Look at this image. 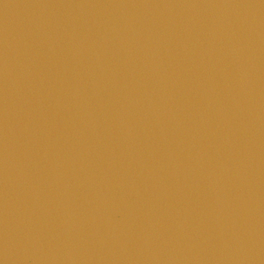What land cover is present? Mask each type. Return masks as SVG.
<instances>
[{
	"label": "water",
	"instance_id": "obj_1",
	"mask_svg": "<svg viewBox=\"0 0 264 264\" xmlns=\"http://www.w3.org/2000/svg\"><path fill=\"white\" fill-rule=\"evenodd\" d=\"M0 264H264V0H0Z\"/></svg>",
	"mask_w": 264,
	"mask_h": 264
}]
</instances>
